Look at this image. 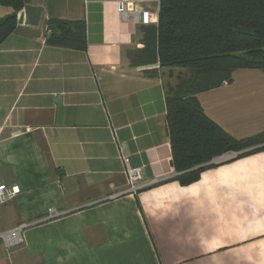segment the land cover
<instances>
[{
    "label": "crops",
    "instance_id": "obj_1",
    "mask_svg": "<svg viewBox=\"0 0 264 264\" xmlns=\"http://www.w3.org/2000/svg\"><path fill=\"white\" fill-rule=\"evenodd\" d=\"M131 1L148 25L119 14L120 0H23L0 44V184L20 188L0 230L32 224L0 264H264V152L170 180L165 96L190 71L132 67L159 0ZM48 20L83 23L85 48L48 45ZM197 99L237 140L264 132L262 70H235ZM128 170L145 186L135 195Z\"/></svg>",
    "mask_w": 264,
    "mask_h": 264
},
{
    "label": "trees",
    "instance_id": "obj_2",
    "mask_svg": "<svg viewBox=\"0 0 264 264\" xmlns=\"http://www.w3.org/2000/svg\"><path fill=\"white\" fill-rule=\"evenodd\" d=\"M23 0H0L12 13L0 18V44L17 28ZM46 43L82 50L81 22L48 20ZM143 48L129 53L132 67L155 78L159 69L185 68L190 75L165 96L171 165L182 186L228 153L237 158L264 152V132L237 140L204 113L197 95L232 83L238 69L264 71V0H159L156 26L141 27ZM158 65L159 69L153 68ZM242 152V153H240Z\"/></svg>",
    "mask_w": 264,
    "mask_h": 264
},
{
    "label": "built area",
    "instance_id": "obj_3",
    "mask_svg": "<svg viewBox=\"0 0 264 264\" xmlns=\"http://www.w3.org/2000/svg\"><path fill=\"white\" fill-rule=\"evenodd\" d=\"M118 13L121 15L132 14L135 22L141 25H148L150 23L151 15L148 12H141L135 9V6L131 0H120L118 4ZM238 153H228L216 158V163H224L229 160L236 158ZM214 160L211 162L213 163ZM214 164V163H213ZM126 182L127 189L125 194L135 195L141 191L145 186L140 180V175L137 170L126 171ZM20 194V188L17 185H4L0 184V207L4 206L6 203L12 201L16 196ZM117 197L116 195L112 198ZM53 209L49 210V216H55ZM32 224H21L15 228L9 230H0V247L4 249H12L22 245L23 235L26 228Z\"/></svg>",
    "mask_w": 264,
    "mask_h": 264
},
{
    "label": "water",
    "instance_id": "obj_4",
    "mask_svg": "<svg viewBox=\"0 0 264 264\" xmlns=\"http://www.w3.org/2000/svg\"><path fill=\"white\" fill-rule=\"evenodd\" d=\"M17 24L21 25L22 24V15L20 14L19 17L17 18ZM242 153V152H240ZM239 154V153H238Z\"/></svg>",
    "mask_w": 264,
    "mask_h": 264
},
{
    "label": "rangeland",
    "instance_id": "obj_5",
    "mask_svg": "<svg viewBox=\"0 0 264 264\" xmlns=\"http://www.w3.org/2000/svg\"><path fill=\"white\" fill-rule=\"evenodd\" d=\"M1 8V7H0ZM3 10V8H1Z\"/></svg>",
    "mask_w": 264,
    "mask_h": 264
}]
</instances>
